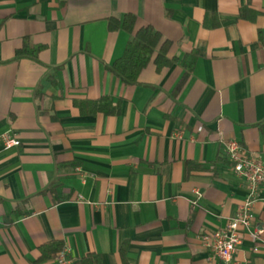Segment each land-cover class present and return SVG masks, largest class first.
<instances>
[{"label":"crops","instance_id":"0c3cea01","mask_svg":"<svg viewBox=\"0 0 264 264\" xmlns=\"http://www.w3.org/2000/svg\"><path fill=\"white\" fill-rule=\"evenodd\" d=\"M129 14L174 60L135 85L108 69L132 37L109 21ZM102 96L120 113L77 104ZM232 139L264 157V0H0V264H264V187L231 262L202 244L248 195ZM55 240L66 261L38 262Z\"/></svg>","mask_w":264,"mask_h":264},{"label":"trees","instance_id":"16d2710c","mask_svg":"<svg viewBox=\"0 0 264 264\" xmlns=\"http://www.w3.org/2000/svg\"><path fill=\"white\" fill-rule=\"evenodd\" d=\"M136 17L126 15L123 20L112 17L109 21L111 30L123 28L132 34L122 57L117 59L113 64L108 66L109 71L116 75L124 84L135 85L138 82L141 72L154 59L159 67L171 64L174 60L168 58V50L171 43L163 41L161 34L153 27L147 26L135 30ZM42 46H33L28 40L17 52V57L31 55L36 57L41 51ZM195 59L183 61L186 72L180 80L177 89H179L187 79ZM121 99L115 101L109 96H102L98 99H89L78 102V106L84 114L104 113L107 115H117L121 111ZM65 245L61 241H50L40 247V257L38 262H43L55 258L63 252ZM80 264H101L99 254L90 253L85 256Z\"/></svg>","mask_w":264,"mask_h":264},{"label":"built area","instance_id":"2783aa9c","mask_svg":"<svg viewBox=\"0 0 264 264\" xmlns=\"http://www.w3.org/2000/svg\"><path fill=\"white\" fill-rule=\"evenodd\" d=\"M6 149L21 144L20 140L8 133L1 136ZM223 151L232 163L235 173L244 178L248 195L239 207L237 214L229 220L227 227L212 232H205L201 236L202 244L215 258L231 262L242 243V233L250 229L253 224V210L259 192L264 187V157L243 147L237 140H225ZM263 233L259 228L253 231V238H258ZM61 263L66 261L64 253L59 254Z\"/></svg>","mask_w":264,"mask_h":264}]
</instances>
